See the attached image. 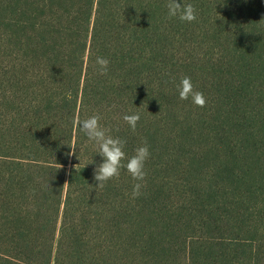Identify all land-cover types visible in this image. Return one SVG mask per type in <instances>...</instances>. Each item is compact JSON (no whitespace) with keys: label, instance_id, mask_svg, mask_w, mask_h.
<instances>
[{"label":"trees","instance_id":"obj_1","mask_svg":"<svg viewBox=\"0 0 264 264\" xmlns=\"http://www.w3.org/2000/svg\"><path fill=\"white\" fill-rule=\"evenodd\" d=\"M168 2L0 0V264H264V0ZM93 115L147 142L140 197L95 188Z\"/></svg>","mask_w":264,"mask_h":264},{"label":"clouds","instance_id":"obj_2","mask_svg":"<svg viewBox=\"0 0 264 264\" xmlns=\"http://www.w3.org/2000/svg\"><path fill=\"white\" fill-rule=\"evenodd\" d=\"M168 9V18H177L181 22L193 23L197 21V10L192 4H181L178 0H169L166 5ZM110 61L103 57L96 58V65L99 67L100 75H107ZM179 98L182 101H191L194 106L203 108L206 106V99L202 92L197 91L190 77H184L177 86ZM71 94L66 95V99H70ZM123 121L132 132L136 131L137 124L140 121V115L125 114ZM101 117L93 115L82 121L77 120L79 130L87 137L89 142H92L97 148V154L102 157L100 163L94 169V180L97 182L95 188H104L109 181L119 180L121 169H126L127 173L135 181L131 198L136 199L142 195L141 189L146 188L147 172L145 164L150 159L151 153L147 142L135 149L134 154L128 157L124 151L126 141L111 135V130L101 124ZM72 152L69 155H75L76 149L74 146L70 147ZM78 159V157H77ZM79 160V159H78ZM91 163H94L93 161ZM58 170L62 165L55 163ZM80 164V163H79ZM76 165L75 169L79 166ZM88 165V164H87ZM85 165V167L87 166ZM67 182L64 187L67 186ZM92 187V186H90Z\"/></svg>","mask_w":264,"mask_h":264}]
</instances>
